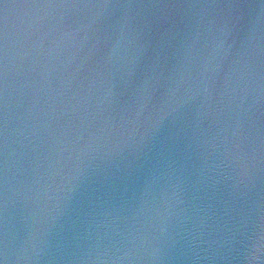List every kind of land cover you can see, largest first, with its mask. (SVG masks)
Returning a JSON list of instances; mask_svg holds the SVG:
<instances>
[{
    "label": "water",
    "instance_id": "1",
    "mask_svg": "<svg viewBox=\"0 0 264 264\" xmlns=\"http://www.w3.org/2000/svg\"><path fill=\"white\" fill-rule=\"evenodd\" d=\"M0 264H264V0H0Z\"/></svg>",
    "mask_w": 264,
    "mask_h": 264
}]
</instances>
